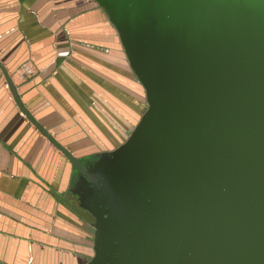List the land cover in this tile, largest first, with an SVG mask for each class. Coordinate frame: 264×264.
<instances>
[{
    "label": "water",
    "instance_id": "95a60500",
    "mask_svg": "<svg viewBox=\"0 0 264 264\" xmlns=\"http://www.w3.org/2000/svg\"><path fill=\"white\" fill-rule=\"evenodd\" d=\"M96 1L148 106L115 149L70 155L86 264H264V0Z\"/></svg>",
    "mask_w": 264,
    "mask_h": 264
},
{
    "label": "crops",
    "instance_id": "0c3cea01",
    "mask_svg": "<svg viewBox=\"0 0 264 264\" xmlns=\"http://www.w3.org/2000/svg\"><path fill=\"white\" fill-rule=\"evenodd\" d=\"M147 106L96 0H0V264L91 259L70 155L115 149Z\"/></svg>",
    "mask_w": 264,
    "mask_h": 264
}]
</instances>
